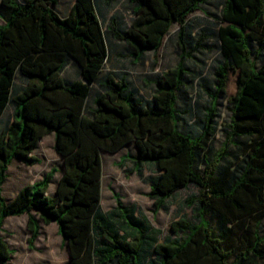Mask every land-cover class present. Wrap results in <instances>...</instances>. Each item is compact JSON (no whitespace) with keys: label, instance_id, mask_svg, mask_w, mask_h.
I'll return each instance as SVG.
<instances>
[{"label":"trees","instance_id":"16d2710c","mask_svg":"<svg viewBox=\"0 0 264 264\" xmlns=\"http://www.w3.org/2000/svg\"><path fill=\"white\" fill-rule=\"evenodd\" d=\"M111 1L76 0L62 17L60 0H0V119L9 106L14 108L13 123L0 132V264L13 255L1 235L4 222L23 215L32 233L30 245L40 235L39 221L57 224L69 248V264H143L147 231L142 223L117 195L116 212L135 234L121 235L100 213L101 151L113 154L131 142L137 148L136 167L153 164L161 173L149 194L156 212L178 191L199 188V195L188 199L189 206L198 205L199 222L181 219L171 225L186 239L156 244L159 264H238L250 256L264 264V63L257 67L250 48V41H258L264 52V0L224 3L218 17L217 84L208 92L211 105L196 138L179 129L178 93L189 75L183 63L155 81L154 108L142 105L126 77L101 75L109 59V35L127 43L139 61L147 52H157L177 23L183 59L193 57L186 43L188 18L197 11L207 15L202 7L210 0H130L135 5L131 26L122 29L112 18L104 30L99 8ZM71 62L78 65L79 78L69 81L64 73ZM230 70L239 72L238 92L229 99L233 116L224 125L226 142L210 160L218 102L226 94ZM21 81L26 83L20 88ZM50 134L63 159L55 196L47 193L57 169L7 201L3 188L13 161L40 164L33 153ZM237 139L249 144L242 171L231 177V165H221ZM209 216L218 220V230Z\"/></svg>","mask_w":264,"mask_h":264},{"label":"rangeland","instance_id":"374dc122","mask_svg":"<svg viewBox=\"0 0 264 264\" xmlns=\"http://www.w3.org/2000/svg\"><path fill=\"white\" fill-rule=\"evenodd\" d=\"M25 2L26 0H20ZM226 0H210L203 5L202 11H197L188 18V33L186 43L188 52L193 57L183 59L179 46L180 25L174 24L169 35L165 38L162 47L157 52H147L137 61L132 55L133 49L125 42L108 37L109 59L104 67L101 77L112 74L115 77H126L131 85V90L145 108H154L155 81L161 78L167 71L176 68L183 63L189 75L186 85L179 91L177 112L179 129L182 133L193 138L198 137L204 128L207 110L211 105L208 96L209 91H215L217 84L215 72L221 63L218 36L220 22L218 17ZM75 0H60L57 10L62 17L68 15ZM135 5L130 0H112L110 3L102 2L99 8L101 21L106 30L111 25L112 18L118 21L122 29L131 26L135 15ZM0 25L4 21L0 19ZM200 44V45H199ZM253 59L260 68L264 63V52L258 41H250ZM238 71H229L226 94L218 102L217 133L213 139L207 157L212 160L219 153L226 142V123L232 120L231 104L229 99L238 92ZM66 80L72 81L79 78L77 67H68L64 73ZM249 140L237 139L231 148L229 159L225 160L221 167L231 165L232 174H240L245 164L247 145ZM52 136L46 137L39 143L36 152L42 165L34 169H27L18 165L16 160L10 169V180L4 187V197L7 201L13 198L18 187L29 183L31 180L41 178L53 169L60 167L59 158L53 149ZM103 160L102 177V201L100 213L108 220L113 230L125 237L131 238L135 232L123 220L120 213L116 212L117 195L124 207L131 211L134 217L140 221L147 231V246L141 255L143 264H159L160 257L155 253L154 246L169 240L183 242L186 234L172 232L171 225L181 219L192 224L199 222L197 218L198 205L189 206L188 199L199 195V188L190 185L188 189L178 191L167 201L166 207L156 212L154 200L149 196L151 186L159 179L160 172L153 164H144L136 167L133 161L137 157V148L131 142L116 153L110 154L101 151ZM129 158L122 162V158ZM204 164L200 165V170ZM54 189L55 186L53 185ZM211 226L218 230L219 222L214 216H209ZM40 222L41 231L33 245H30L32 233L28 227V216L8 217L3 225L1 235L13 251V255L7 264H69L70 252L68 245L59 234L57 224L45 225ZM261 235L264 237V221L260 225ZM96 241L100 239L96 237ZM234 259L231 263H234ZM238 264H262L253 256Z\"/></svg>","mask_w":264,"mask_h":264},{"label":"crops","instance_id":"0c3cea01","mask_svg":"<svg viewBox=\"0 0 264 264\" xmlns=\"http://www.w3.org/2000/svg\"><path fill=\"white\" fill-rule=\"evenodd\" d=\"M75 2H76V0H75ZM74 2V3H75ZM69 13H70V11H69ZM68 13V14H69ZM71 66H74V67H77V74L79 75V67H78V65L76 64V63H74V62H71L70 63V65L68 66V67H71ZM25 81H21V83H19L18 82V84H19V86H20V88L21 87H24L25 86ZM13 120H14V108L12 107V106H9L8 108H7V110H6V112H5V114L2 116V118L0 119V132H2L3 130H5L9 125H11L12 123H13ZM48 136H52V138H53V142H54V145H55V134H50V135H48ZM48 136H46V137H48ZM46 137H44L41 141H43ZM54 145H53V149H54ZM38 149H39V146H38V148L35 150V152L33 153V155H35L36 157L38 156L37 154H36V152L38 151ZM54 152H55V150H54ZM55 154L57 155V157L59 158L58 160L61 162L60 163V167L58 168V171H57V173L55 174V178H54V180H53V182H52V184L50 185V187H49V189H48V195L50 196V197H54L55 196V194H56V190H57V185H58V182H59V180L61 179V177H62V175H63V159L55 152ZM17 160V159H16ZM16 160H14L13 161V163H12V165L10 166V168H9V171H8V179H7V181H6V184L8 183V181L10 180V169H11V167L15 164V162H16ZM18 165H21V166H24L25 168H27V169H34L36 166H39V165H42V162L40 163V164H38V165H35V166H26V165H24L23 163H18ZM35 170V169H34ZM45 177V175L43 176V177H41V178H39L38 177V179L37 180H31L29 183H25V184H22L20 187H18L17 189H16V191H15V193H14V195H13V198L10 200V201H12L16 196H17V194L21 191V189L23 188V187H25L26 185H32V184H35V183H39V182H41L42 180H43V178ZM5 184V185H6ZM5 185H4V187H5ZM55 186V188L53 189L52 188V186ZM3 195H4V188H3Z\"/></svg>","mask_w":264,"mask_h":264}]
</instances>
